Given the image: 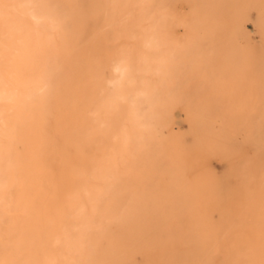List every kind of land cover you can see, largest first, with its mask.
Segmentation results:
<instances>
[{
    "label": "bare ground",
    "instance_id": "bare-ground-1",
    "mask_svg": "<svg viewBox=\"0 0 264 264\" xmlns=\"http://www.w3.org/2000/svg\"><path fill=\"white\" fill-rule=\"evenodd\" d=\"M68 1L60 7L49 0H0V264H264V244L173 243L213 237L176 235L154 225L152 218L163 213L140 210L154 198L139 194V165L158 163L151 145L155 117L162 127L172 124L166 106L156 108L164 92L151 79L168 83L165 75L182 63L162 39L178 27L188 30L187 21H159L149 17L156 5L136 4L129 13L136 17L108 18L92 29L87 21L58 16L112 15V0L87 11ZM216 1L192 5L198 34L227 31ZM231 19L233 31L248 38L244 8ZM103 25L114 37L103 35ZM119 38L135 39L134 48ZM127 152L135 167L130 179L137 210L130 212L122 202ZM254 185L264 187V174ZM177 198L164 199L174 207ZM248 208L249 216L264 213L261 201ZM226 232L228 239L245 237L242 228ZM137 252L153 257L138 263Z\"/></svg>",
    "mask_w": 264,
    "mask_h": 264
},
{
    "label": "rangeland",
    "instance_id": "rangeland-1",
    "mask_svg": "<svg viewBox=\"0 0 264 264\" xmlns=\"http://www.w3.org/2000/svg\"><path fill=\"white\" fill-rule=\"evenodd\" d=\"M49 1L60 7L69 2ZM103 1L78 0V4L87 11ZM206 1L112 0V15L98 12L58 17L87 21L93 29L97 22L108 18L136 17L129 13L134 11L136 4H144L147 9H151L150 5L157 6L150 18L187 21L188 30L178 27L168 35L165 33L167 37L162 39L164 46L172 51L171 58L182 63L165 75L168 83L161 77L151 79V85L164 92L155 98L156 108L165 105L172 124L162 127L160 116L155 117L156 137L151 145L158 163L139 165L144 176L139 194L154 198L145 200L147 206L140 210L163 213L152 218L156 221L154 225L173 228L176 235L213 237L170 240L173 243L264 244L261 238L264 236V213L246 215L252 202L264 204V187L256 189L254 185L264 174V0H217L216 4L223 8L218 20L227 31L198 34V25L191 18L192 5ZM239 8H244L247 16L248 38L240 35L238 28L233 31L231 15ZM102 29L103 35L114 37L110 26L103 25ZM133 40L117 39L130 48L135 46ZM136 56L130 54L135 61ZM145 56L152 60L158 55ZM106 75L110 76V71ZM228 167L230 170L226 169ZM123 168L126 187L123 209L136 211L130 179L135 167L128 152ZM151 175L155 176L154 180ZM166 195L178 196L173 200L174 207L167 205ZM212 203L215 206L210 205ZM171 212L176 214H165ZM163 219H170V222H162ZM230 227L242 228L245 237L228 239L226 230ZM114 249L119 251L118 246ZM148 257L153 256L142 252L133 255L138 263ZM51 264L68 263L59 259Z\"/></svg>",
    "mask_w": 264,
    "mask_h": 264
}]
</instances>
